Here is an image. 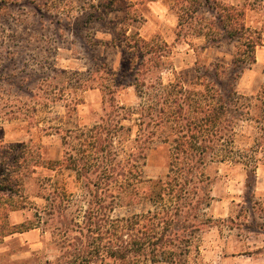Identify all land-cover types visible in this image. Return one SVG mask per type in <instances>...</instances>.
Returning a JSON list of instances; mask_svg holds the SVG:
<instances>
[{
  "label": "trees",
  "instance_id": "1",
  "mask_svg": "<svg viewBox=\"0 0 264 264\" xmlns=\"http://www.w3.org/2000/svg\"><path fill=\"white\" fill-rule=\"evenodd\" d=\"M134 5L130 0H83L80 4L0 0V53L11 57V63L0 67V118H24L32 128L41 103L63 100L68 116L77 115L81 100L66 97L68 89L98 87L103 94V113L91 126L56 128L63 154L54 168L76 174L82 189L79 197L55 186L53 176L42 173L47 161L42 144L33 137L0 140V242L35 228L49 232L59 253L55 260L47 259L48 264H202V236L220 227L219 223L264 232V198H256L254 192L256 153L264 150V84L258 94L238 90L240 78L257 61L264 37L262 29L247 24V7L264 9V0L243 5L226 0H172L178 18L176 41L202 36L205 46L231 59L200 62L194 77L176 71L169 81L163 72L171 67L173 46L158 35L147 38L139 27L132 28L140 19ZM16 6L17 12L7 11ZM122 9L127 11L124 15L111 17ZM75 12L79 15L74 17ZM8 16L15 24L37 27L32 37H17L14 24H9L7 32ZM104 16L112 24V38L94 39L92 44L120 50L122 66L113 68L107 58L92 53L86 73L58 67L60 46L54 43L66 40L69 31L87 39L83 27ZM47 21L56 25L55 33ZM30 43L34 45L27 55L30 58L15 72L16 49H9L28 48ZM59 79L64 81L62 86ZM35 87L46 96L36 93L28 98ZM128 87L138 92L137 106L128 107L118 98ZM135 115L134 133L135 123L126 122ZM245 120L259 124L256 148L235 145L238 124ZM162 144L169 150L168 172L153 183L146 173L148 154ZM225 161L244 165L246 190L236 218L217 219L208 212L216 180L209 167ZM33 185L38 189L31 194ZM33 196L44 199V204H37ZM144 202L153 207L114 215L118 207ZM28 208L34 209L32 219L10 224L11 212Z\"/></svg>",
  "mask_w": 264,
  "mask_h": 264
},
{
  "label": "rangeland",
  "instance_id": "2",
  "mask_svg": "<svg viewBox=\"0 0 264 264\" xmlns=\"http://www.w3.org/2000/svg\"><path fill=\"white\" fill-rule=\"evenodd\" d=\"M71 1L75 4L83 2V0ZM130 1L136 3L133 8L140 14L139 21H136L135 26L133 25L132 28L139 27L141 33L147 38H153L158 35L173 46L169 58L171 67L163 72L165 81L174 78L176 71L185 72L187 76L194 77L196 65L200 62L208 63L216 60L217 57L224 61L231 59L229 54L214 47L205 46L206 38L202 36L191 37L187 41L177 42L176 28L178 18L176 12L172 9V0ZM226 1L243 5L248 0ZM18 10L19 6L7 9L10 13H12L11 11L17 12ZM124 10L122 9L120 12L113 13L111 17L116 16V14L124 15L127 12ZM77 13L72 14L75 17L79 15ZM105 18L107 17L104 16V20H96L88 27H83L84 31L82 35L87 37L85 40L69 31L66 40L62 41V39H59L58 43H54L55 46L57 44L60 46L56 56L58 67L86 73L90 67V56L92 53L107 58L113 68L122 66L124 55L120 50L102 44H92L94 39L104 41L112 38V24L106 23ZM8 20L6 23L7 32L11 30L9 24H14L16 36H20L19 38L23 40L26 37H32L31 33L37 29V27H33L32 25L15 24L11 17ZM246 20L247 24L252 28L264 31V9L248 6ZM47 22L46 25L48 24L51 32H54L56 25L50 24L49 21ZM76 33H80V31ZM9 42L13 41L10 40ZM20 42L22 43L21 40ZM9 50H15L17 53L14 67L15 72H20L23 69V63L30 58L27 55L34 50V45L30 43L28 48L17 45ZM0 51L3 53V48H0ZM2 53H0V67L11 63L10 55L5 52V56H2ZM256 57V63L245 71L238 82V90L241 93L258 94L262 89V84H264V37L263 44L257 49ZM91 69L95 71L96 66L91 67ZM95 73L93 72V75ZM28 74L29 76H33L31 73ZM58 82L62 86L64 81L59 79ZM33 84L36 83L34 82ZM33 90V95L31 94L32 96L30 95L28 98L36 97L34 95L36 93L39 96H46L44 91L36 87ZM67 92L66 97L69 96V99L74 96L78 100H81L77 105V115L71 118L68 116L66 102L63 100L48 104L41 103L38 105V111L33 118L34 123L32 128L29 121L24 118L13 121L0 118V140H22L33 137L36 142L42 144L45 153L47 169H43L42 173L52 175L55 186L65 189L67 193L75 197H79L82 194V189L76 174L69 170L61 171L54 168V162L60 160L63 154L61 138L56 128L59 126L65 129L73 127L76 124L91 126L99 118V115L103 113V94L102 90L98 87L84 90L82 88H71ZM118 98L122 104L128 107L137 106L140 102L135 87H128L122 90ZM136 118L137 115L133 117L131 122H126L128 124L135 123L134 133L137 130ZM44 128L48 129L44 130ZM259 134V124L256 121H241L236 130L235 145L242 149L256 148ZM256 157L258 166L254 192L256 198L262 199L264 198V150L257 152ZM169 158L168 147L163 144L157 145L149 152L146 173L149 178L154 180L153 183L166 176ZM209 171L216 180L212 191L213 200L208 212L213 214L217 219L229 218L230 216L236 218V215L240 211L238 203L243 201V195L246 190V170L244 165L235 161L217 162L209 167ZM37 189V186L33 185L30 188V193H35ZM32 200L40 205L45 202L44 199L36 196H33ZM152 207L153 204L150 202L132 206H121L115 210L114 215L121 216L146 211ZM33 212L34 209L30 208L13 211L10 213L8 221L10 224H17L24 220H30L33 218ZM219 225L220 227L215 226L206 231L202 236V264H264V232L248 231L245 230L244 226L237 227L238 225L235 224L232 229L222 223H219ZM50 237L49 232H43L40 228L6 236L0 242V264H48L46 260H55L59 253V249L51 241ZM142 264L167 263L147 261Z\"/></svg>",
  "mask_w": 264,
  "mask_h": 264
}]
</instances>
